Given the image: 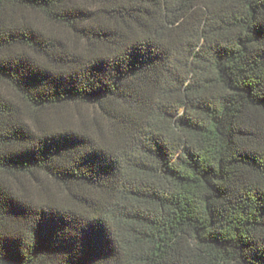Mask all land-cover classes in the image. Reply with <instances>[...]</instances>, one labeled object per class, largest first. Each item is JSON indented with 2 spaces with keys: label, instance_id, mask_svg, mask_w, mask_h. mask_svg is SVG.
<instances>
[{
  "label": "trees",
  "instance_id": "obj_1",
  "mask_svg": "<svg viewBox=\"0 0 264 264\" xmlns=\"http://www.w3.org/2000/svg\"><path fill=\"white\" fill-rule=\"evenodd\" d=\"M0 264H264V0H0Z\"/></svg>",
  "mask_w": 264,
  "mask_h": 264
}]
</instances>
